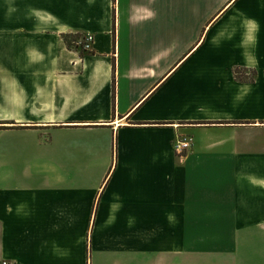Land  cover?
I'll list each match as a JSON object with an SVG mask.
<instances>
[{
  "label": "crops",
  "instance_id": "0c3cea01",
  "mask_svg": "<svg viewBox=\"0 0 264 264\" xmlns=\"http://www.w3.org/2000/svg\"><path fill=\"white\" fill-rule=\"evenodd\" d=\"M258 1L0 0V263L264 264Z\"/></svg>",
  "mask_w": 264,
  "mask_h": 264
},
{
  "label": "rangeland",
  "instance_id": "374dc122",
  "mask_svg": "<svg viewBox=\"0 0 264 264\" xmlns=\"http://www.w3.org/2000/svg\"><path fill=\"white\" fill-rule=\"evenodd\" d=\"M254 1H256V0H254ZM260 4L259 5H262L261 4V1L259 0L258 1ZM252 5H254V2H252ZM207 6H208V2H207ZM261 7V6H260ZM4 9V7L3 8H1L0 9V23H2V22H5V16H4V14H3V10ZM2 11V12H1ZM221 11V10H220ZM223 11H226V8H224V10H223V8H222V12ZM221 12V13H222ZM219 15V14H218ZM218 15H216V16H211V15H206V19H207V27H209L210 25H212L213 23H214V21H216L217 20V16ZM219 17V16H218ZM203 34V31H199L198 32V36L196 37V38H194V39H190L191 40V42H193L195 39H197V40H195V42L194 43H191V48L193 47V45H195V43H197L196 41H199V39L201 38V35ZM90 34H85V35H82V37H79L78 38V41H80L81 39H82V41H84V39H86L88 36H89ZM212 35H213V33H212ZM72 48H76L75 46H73ZM80 51V50H79ZM81 52V51H80ZM88 52V51H87ZM90 52V51H89ZM204 55V56H208V58H209V60L211 59V58H213V57H215L216 56V51L214 50V47H213V45H212V43L211 42H209V44L207 43L206 44V46H205V48L202 50V51H200V55ZM198 56V55H197ZM203 57V56H202ZM190 65L192 64V61L190 60ZM212 64H214V63H212ZM209 68V67H208ZM239 72H240V70H239ZM242 74H243V76H244V74H245V72H244V70L242 71ZM241 74V75H242ZM216 74H215V72L214 71H212V74L211 75H207V79H206V88H207V90L208 91H211V90H209V88H211V87H213L214 86V81H215V78L214 77H216L215 76ZM243 76H241V77H243ZM250 77L252 78V74H250ZM193 78V77H192ZM189 79H191L190 77H189ZM209 87V88H208ZM193 115H196V111H195V113L193 114ZM0 129H4V128H0Z\"/></svg>",
  "mask_w": 264,
  "mask_h": 264
},
{
  "label": "built area",
  "instance_id": "2783aa9c",
  "mask_svg": "<svg viewBox=\"0 0 264 264\" xmlns=\"http://www.w3.org/2000/svg\"><path fill=\"white\" fill-rule=\"evenodd\" d=\"M93 42V37L89 35L84 41L82 39L80 41L76 42V45L80 47L81 50L85 52H89L92 50L91 44ZM189 148V140L183 139V138H177L174 143V149L176 152H183L185 149ZM0 264H10L7 261H2Z\"/></svg>",
  "mask_w": 264,
  "mask_h": 264
},
{
  "label": "trees",
  "instance_id": "16d2710c",
  "mask_svg": "<svg viewBox=\"0 0 264 264\" xmlns=\"http://www.w3.org/2000/svg\"><path fill=\"white\" fill-rule=\"evenodd\" d=\"M79 37H80L79 35H72V34H65L62 36L67 47L72 48L73 46H75L77 49H79L81 51V53H85V51L81 50L80 47L76 45V42L78 41ZM239 70H240V72H239ZM233 74H234L235 80H237V81L252 80V78L247 79L245 74L243 76L242 70L239 68H235L233 71ZM241 76H243V77H241Z\"/></svg>",
  "mask_w": 264,
  "mask_h": 264
}]
</instances>
